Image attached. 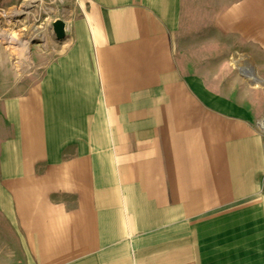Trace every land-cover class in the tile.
Segmentation results:
<instances>
[{
    "label": "crops",
    "instance_id": "0c3cea01",
    "mask_svg": "<svg viewBox=\"0 0 264 264\" xmlns=\"http://www.w3.org/2000/svg\"><path fill=\"white\" fill-rule=\"evenodd\" d=\"M233 6H68L2 99L0 264H264V18Z\"/></svg>",
    "mask_w": 264,
    "mask_h": 264
},
{
    "label": "rangeland",
    "instance_id": "374dc122",
    "mask_svg": "<svg viewBox=\"0 0 264 264\" xmlns=\"http://www.w3.org/2000/svg\"><path fill=\"white\" fill-rule=\"evenodd\" d=\"M72 2L74 0H0V33H10L24 40L27 38L26 49L0 40L1 131L5 130L2 99L22 92L27 85L37 80L40 71L35 69L32 63L33 56L37 49L44 48L43 45L52 39V23L57 19L65 21L68 18L66 9ZM233 4L231 17H234V23L228 24L229 28L237 26L239 30L244 29L247 22L249 29L254 17L259 20L264 18V0H183V18L185 20L190 17V21L194 19L206 24L209 23V19H213L219 12L227 10ZM245 5L249 7L245 9ZM201 25L190 23L189 26L197 28ZM32 32L34 35L27 37ZM223 41L225 42V39ZM235 47L237 51L243 50L239 45Z\"/></svg>",
    "mask_w": 264,
    "mask_h": 264
},
{
    "label": "bare ground",
    "instance_id": "6f19581e",
    "mask_svg": "<svg viewBox=\"0 0 264 264\" xmlns=\"http://www.w3.org/2000/svg\"><path fill=\"white\" fill-rule=\"evenodd\" d=\"M11 16H13V14H11ZM31 34L34 35V32L29 33L27 35V37L31 36ZM0 40L4 41V42H7L9 44H17V45H20V46H22L24 48H25V46L27 44V38H26V40H24L22 38H17L13 34H10V33H7V34L6 33H0Z\"/></svg>",
    "mask_w": 264,
    "mask_h": 264
},
{
    "label": "water",
    "instance_id": "95a60500",
    "mask_svg": "<svg viewBox=\"0 0 264 264\" xmlns=\"http://www.w3.org/2000/svg\"><path fill=\"white\" fill-rule=\"evenodd\" d=\"M52 31L56 39L61 40L65 36V23L57 19L52 23Z\"/></svg>",
    "mask_w": 264,
    "mask_h": 264
},
{
    "label": "built area",
    "instance_id": "2783aa9c",
    "mask_svg": "<svg viewBox=\"0 0 264 264\" xmlns=\"http://www.w3.org/2000/svg\"><path fill=\"white\" fill-rule=\"evenodd\" d=\"M258 127L264 131V117L258 122Z\"/></svg>",
    "mask_w": 264,
    "mask_h": 264
}]
</instances>
